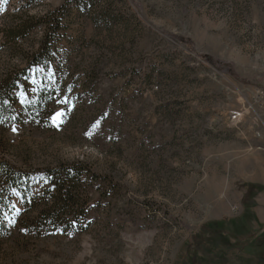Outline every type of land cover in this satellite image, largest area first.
Instances as JSON below:
<instances>
[{
    "label": "rangeland",
    "instance_id": "374dc122",
    "mask_svg": "<svg viewBox=\"0 0 264 264\" xmlns=\"http://www.w3.org/2000/svg\"><path fill=\"white\" fill-rule=\"evenodd\" d=\"M24 69L0 160L98 177L62 229L43 178L12 190L0 264H188L263 182L264 0H0V81Z\"/></svg>",
    "mask_w": 264,
    "mask_h": 264
},
{
    "label": "trees",
    "instance_id": "16d2710c",
    "mask_svg": "<svg viewBox=\"0 0 264 264\" xmlns=\"http://www.w3.org/2000/svg\"><path fill=\"white\" fill-rule=\"evenodd\" d=\"M57 27L60 28V24ZM47 49L48 43L45 42L41 54L48 53ZM41 54L29 58V65L39 64ZM27 78L28 71L24 69L7 74L0 81V129L23 123L24 119L32 116L26 113V106L22 111L17 110L18 92ZM85 175L92 179L98 177L87 166L79 163L23 173L0 160V223L11 208V191H26L23 187L33 177L39 176L47 183L49 201L46 208L40 212L38 220L54 228L76 226L85 214L86 190L80 186ZM253 188L264 192L263 186H250V189ZM23 199H26L24 194ZM255 205L253 195L250 194L244 199V211L240 216L207 223L201 230L200 237H196L199 239L195 240L196 255L187 258L188 264H264V232L254 227V223L258 221L253 211Z\"/></svg>",
    "mask_w": 264,
    "mask_h": 264
},
{
    "label": "crops",
    "instance_id": "0c3cea01",
    "mask_svg": "<svg viewBox=\"0 0 264 264\" xmlns=\"http://www.w3.org/2000/svg\"><path fill=\"white\" fill-rule=\"evenodd\" d=\"M262 183H250L248 184V187L250 186H263L264 187V176L262 177ZM253 195V201L255 202V207L253 208V211L257 217V222L254 223V227L259 230L260 232H264V192H261L255 188L247 189V192L245 193V197L248 195Z\"/></svg>",
    "mask_w": 264,
    "mask_h": 264
},
{
    "label": "snow or ice",
    "instance_id": "6c2138e0",
    "mask_svg": "<svg viewBox=\"0 0 264 264\" xmlns=\"http://www.w3.org/2000/svg\"><path fill=\"white\" fill-rule=\"evenodd\" d=\"M64 113H57L56 115L57 116H60V115H63ZM16 129H15V127H13V131H15ZM13 207H15V205H13ZM9 223H14V221L13 220H10L9 221Z\"/></svg>",
    "mask_w": 264,
    "mask_h": 264
}]
</instances>
